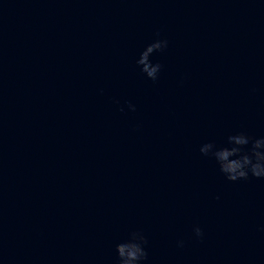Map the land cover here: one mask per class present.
<instances>
[{"label": "water", "instance_id": "1", "mask_svg": "<svg viewBox=\"0 0 264 264\" xmlns=\"http://www.w3.org/2000/svg\"><path fill=\"white\" fill-rule=\"evenodd\" d=\"M238 132L264 137V0H0V264H117L133 231L142 264H264V179L199 151Z\"/></svg>", "mask_w": 264, "mask_h": 264}, {"label": "clouds", "instance_id": "2", "mask_svg": "<svg viewBox=\"0 0 264 264\" xmlns=\"http://www.w3.org/2000/svg\"><path fill=\"white\" fill-rule=\"evenodd\" d=\"M167 47V40L157 39L140 54L136 63L147 78L153 81L158 79L162 65L153 63L151 56ZM128 108L135 111V105L131 103ZM199 151L215 159L219 171L228 181L248 180L250 176L264 179V137L255 138L245 132H238L227 137V146L218 147L214 142H208ZM193 232L197 238L204 235L199 226H195ZM147 243V237L142 231L131 232L128 239L116 244L117 264H142L148 258L145 247ZM179 245L183 246V241Z\"/></svg>", "mask_w": 264, "mask_h": 264}]
</instances>
